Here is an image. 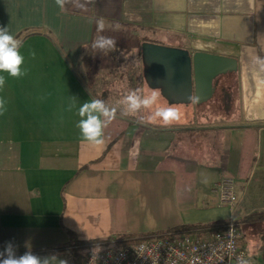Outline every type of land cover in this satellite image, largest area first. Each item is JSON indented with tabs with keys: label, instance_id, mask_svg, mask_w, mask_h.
Wrapping results in <instances>:
<instances>
[{
	"label": "crops",
	"instance_id": "crops-1",
	"mask_svg": "<svg viewBox=\"0 0 264 264\" xmlns=\"http://www.w3.org/2000/svg\"><path fill=\"white\" fill-rule=\"evenodd\" d=\"M0 27L26 69L0 74V252L11 244L44 261L68 249L69 232L203 240L214 232L175 229L264 226L244 220L264 212V0H0ZM98 36L114 47L95 48ZM171 50L229 57L238 69L197 102ZM131 93L157 104L131 112ZM95 100L114 113L100 117L99 146L78 127ZM158 107L177 118L150 122ZM225 175L236 181L234 208L219 200Z\"/></svg>",
	"mask_w": 264,
	"mask_h": 264
},
{
	"label": "built area",
	"instance_id": "built-area-1",
	"mask_svg": "<svg viewBox=\"0 0 264 264\" xmlns=\"http://www.w3.org/2000/svg\"><path fill=\"white\" fill-rule=\"evenodd\" d=\"M222 205L234 208L238 202L236 181L225 175L217 185ZM240 223H230L207 239L193 235H160L136 243L116 246L115 241L93 252L82 264H252L241 246Z\"/></svg>",
	"mask_w": 264,
	"mask_h": 264
},
{
	"label": "clouds",
	"instance_id": "clouds-1",
	"mask_svg": "<svg viewBox=\"0 0 264 264\" xmlns=\"http://www.w3.org/2000/svg\"><path fill=\"white\" fill-rule=\"evenodd\" d=\"M103 22L97 25V32L103 30ZM115 41L103 36H98L94 43V47L104 50L114 47ZM20 47L16 39L10 34L8 27H0V74L7 73L9 76L19 78L26 74V69L22 68L24 64V56L20 53ZM5 85L4 75H0V89ZM158 97L153 94L140 99L135 93H131L126 97L128 109L135 112L141 107L152 108L157 104ZM6 101L0 98V114L5 111ZM114 113L110 111L100 100L84 103L79 109V116L82 118L78 124L82 136L89 144L99 146L103 143V127L104 122L101 116L111 120ZM159 118L164 125L169 124L177 118V113L172 107H158L154 116L150 117V122H155ZM6 252V258L5 257ZM5 252H0V264H48L47 260L41 261L38 257L31 254H25L17 257L13 246L9 244Z\"/></svg>",
	"mask_w": 264,
	"mask_h": 264
},
{
	"label": "water",
	"instance_id": "water-1",
	"mask_svg": "<svg viewBox=\"0 0 264 264\" xmlns=\"http://www.w3.org/2000/svg\"><path fill=\"white\" fill-rule=\"evenodd\" d=\"M162 50V49H158ZM177 63L176 72H182L188 96L192 100L193 89L197 102H204L214 93V81L222 75L237 71L235 59L211 53L197 52L191 57L183 50H171ZM170 69V67H167Z\"/></svg>",
	"mask_w": 264,
	"mask_h": 264
},
{
	"label": "rangeland",
	"instance_id": "rangeland-1",
	"mask_svg": "<svg viewBox=\"0 0 264 264\" xmlns=\"http://www.w3.org/2000/svg\"><path fill=\"white\" fill-rule=\"evenodd\" d=\"M240 231L242 234L241 246L246 251L250 262L252 264H264V226L243 227L240 225ZM109 245L111 244H108L107 246ZM107 246H99L96 248L83 249L80 251L69 250L58 254L56 258H50L46 260L48 261V264H82L84 258L93 252L102 251Z\"/></svg>",
	"mask_w": 264,
	"mask_h": 264
},
{
	"label": "trees",
	"instance_id": "trees-1",
	"mask_svg": "<svg viewBox=\"0 0 264 264\" xmlns=\"http://www.w3.org/2000/svg\"><path fill=\"white\" fill-rule=\"evenodd\" d=\"M244 220L246 221H264V212L262 213H254L249 215L248 217H246ZM230 223L229 220L227 221H219L207 226H182V227H178L175 230L183 231V232H187V231H191V230H200V231H205V232H215L218 231L220 229H223L224 227H226L228 224ZM204 228V229H201ZM200 232V233H202ZM70 235V241L67 245V250H72V251H80L83 249H90V248H96V247H104L107 246L108 244H111L113 242V240L115 239H109L108 241H101V240H96V241H79L76 237V235L72 232H69ZM147 235H143V236H137V235H132V236H119L115 243L116 245H124L127 243H136L139 242L145 238Z\"/></svg>",
	"mask_w": 264,
	"mask_h": 264
}]
</instances>
